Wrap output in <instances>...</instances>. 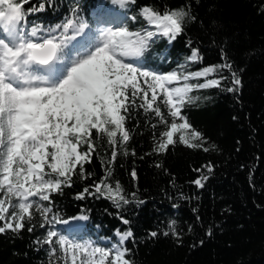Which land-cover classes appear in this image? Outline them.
<instances>
[{"label": "trees", "instance_id": "obj_1", "mask_svg": "<svg viewBox=\"0 0 264 264\" xmlns=\"http://www.w3.org/2000/svg\"><path fill=\"white\" fill-rule=\"evenodd\" d=\"M40 2L45 3V9L27 17L28 28L54 27L73 9L93 33L106 24L105 18L94 16L103 9V0H30L25 7ZM144 4L161 11L187 6L190 17H195L186 19L184 32L176 40L154 38L141 58L144 66L159 72L183 66L184 72H194L225 62L232 65L231 70L210 74L209 78L226 77L221 87L195 89L190 95L198 99L182 110L203 133L210 150L187 147L177 136L167 151H154L164 126L154 114L133 108L125 123L131 135L129 154H120L118 146L109 178V183L120 181L132 203L117 209L102 196L77 198L85 187L99 181L108 167L102 162L111 159L106 138L96 139L92 161L84 165L86 174L92 175L87 179L74 176L71 187L51 194L49 218L56 217L52 225L39 227L43 221L37 213L32 221L34 232L29 233L26 226L19 234H0V264H62L59 250L50 257L49 246L34 243L50 227L74 242L90 235L104 247L109 244L100 242L102 239H114L117 229H131L133 237L125 246L131 249L135 264H264V0H136V5L120 6L122 20L137 15V6ZM127 23L133 31L150 27L143 20ZM193 47L199 49L201 58L189 61ZM233 72L239 85L232 82ZM203 79L188 83H202ZM227 88L237 90L229 92ZM161 109L167 116V108L161 105ZM168 119L170 122L171 117ZM209 163L211 172L204 167ZM133 169L136 178L131 176ZM203 175L208 178L198 187L193 181ZM118 211L130 221L128 225L121 222ZM76 216L86 217L78 229L61 224ZM173 220L178 238L168 228ZM152 231L158 235L151 237ZM165 231L168 236L163 235Z\"/></svg>", "mask_w": 264, "mask_h": 264}, {"label": "snow or ice", "instance_id": "obj_2", "mask_svg": "<svg viewBox=\"0 0 264 264\" xmlns=\"http://www.w3.org/2000/svg\"><path fill=\"white\" fill-rule=\"evenodd\" d=\"M29 2L0 0V234H19L26 226L29 233L34 232L32 221L37 213L43 221L39 227L52 225L56 217L49 218L51 194L71 187L74 176L87 179L92 175L86 174L84 165L92 161L96 139L106 138L112 149L111 159L102 162L108 167L99 181L85 187L77 198L102 196L117 209L132 203L120 181L109 183V178L113 176L111 165L117 159L118 146L120 154H129L131 135L125 123L135 107L154 114L164 126L154 151H167L178 136L185 146L208 152L203 133L191 125L182 110L198 99L190 95L195 89L219 88L226 79L223 75L209 78L210 74L232 68L225 62L194 72H184L183 66L159 72L141 63L154 38L174 41L184 32L190 17L187 6L161 11L152 4L138 5L137 15L93 33L75 9L54 27L28 28L27 17L45 9L44 2L26 8ZM113 3L125 7L136 5V0ZM190 18L195 20L194 16ZM128 20H143L150 27L133 31ZM77 37L85 43L72 44ZM200 58L199 49L191 48L187 59ZM194 78L204 79L202 83H188ZM232 82L240 84L235 72ZM236 90L227 88L229 92ZM161 105L167 108V116ZM131 154L135 155L134 150ZM204 167L211 172L213 166L209 163ZM131 176L136 178L135 169ZM207 178L200 176L193 183L203 187ZM131 196L134 200L136 193ZM117 215L123 224L130 223L119 211ZM175 223L170 221L168 228L178 238ZM207 234H212L211 229ZM116 235L118 243L101 247L92 241L74 242L50 227L34 243L49 246L50 257L59 250L62 264H135L131 249L125 246V241L133 237L131 229H117ZM157 235L156 231L150 233L151 237Z\"/></svg>", "mask_w": 264, "mask_h": 264}, {"label": "rangeland", "instance_id": "obj_3", "mask_svg": "<svg viewBox=\"0 0 264 264\" xmlns=\"http://www.w3.org/2000/svg\"><path fill=\"white\" fill-rule=\"evenodd\" d=\"M106 4L107 3V0L104 1ZM103 9L100 10V17L101 18H105L106 20V24L104 25H101L99 28H102V27H108V26H114L118 23H120L122 21V10L119 9H115L114 11H109L110 9H112L111 7V4H107L106 6H103L102 7ZM98 29V28H97ZM77 41H73L72 44H76L77 42H80V43H83L84 41L82 40L81 37H77L76 39ZM71 45V44H70ZM175 86V85H174ZM85 222V218L84 217H73V218H70V220L68 221H65V222H62L61 224L62 225H67L69 226V228H72V229H78L83 223ZM80 241H92L94 244H98L99 246L101 247H104V245H101L99 242L96 241V238L95 237H92L90 235H82L81 238L79 239ZM78 241V242H80ZM100 242L102 243H108L109 246L113 245V244H116L119 242V237L116 235L114 239H111V238H104L102 239Z\"/></svg>", "mask_w": 264, "mask_h": 264}, {"label": "bare ground", "instance_id": "obj_4", "mask_svg": "<svg viewBox=\"0 0 264 264\" xmlns=\"http://www.w3.org/2000/svg\"><path fill=\"white\" fill-rule=\"evenodd\" d=\"M79 217V216H78Z\"/></svg>", "mask_w": 264, "mask_h": 264}]
</instances>
